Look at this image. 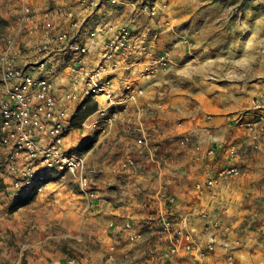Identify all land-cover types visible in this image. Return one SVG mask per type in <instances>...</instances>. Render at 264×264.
<instances>
[{
    "label": "built area",
    "instance_id": "built-area-1",
    "mask_svg": "<svg viewBox=\"0 0 264 264\" xmlns=\"http://www.w3.org/2000/svg\"><path fill=\"white\" fill-rule=\"evenodd\" d=\"M20 1L15 26L0 34V166L9 177L4 190L15 201L41 194L50 175L69 176L77 184L84 214L89 216L98 209L89 183L90 150L80 147L88 143L86 136L90 132L108 134L116 121L124 118L131 122L136 116L138 124L128 128L133 142L119 149L118 170L124 176H132L141 170V162L146 159L152 164L160 160L158 148L152 145L151 128L141 124L142 118L151 113L140 103L145 93L139 84L151 82L177 66L169 51H159L144 40L147 33H161L157 20L167 13L168 3L167 0H74L84 13L101 5L131 8L134 19L128 24L108 25L99 30L88 28L86 19L74 20L63 6H55L53 16L73 20L70 29L58 31L53 39L37 45L34 59L18 63L15 57L20 49L15 47L24 30L30 33L28 26L35 16L31 5ZM51 20L46 14L37 28L46 33L53 31ZM164 24L171 29L167 22ZM54 46L66 54L59 62L45 56ZM60 69L66 72L65 78L59 76ZM89 101L96 105V111L79 128H74V116ZM252 124L260 125L262 132L264 112L254 117ZM152 129L157 130L154 125ZM259 139L252 136V150L261 147ZM188 142L193 143L191 151H199V138H184L180 144ZM229 155L235 156L237 152ZM240 174L238 167H224L215 176L195 183L194 189L202 193L216 181ZM147 211L141 218L109 223L107 227L114 230L106 243L102 242L104 249L122 252L121 257L128 259L130 254L124 249L139 246L140 257L131 264H207L217 254L227 264L233 263L228 228L218 227L206 210L179 202L161 185L151 196ZM65 264H84V258H69Z\"/></svg>",
    "mask_w": 264,
    "mask_h": 264
},
{
    "label": "crops",
    "instance_id": "crops-1",
    "mask_svg": "<svg viewBox=\"0 0 264 264\" xmlns=\"http://www.w3.org/2000/svg\"><path fill=\"white\" fill-rule=\"evenodd\" d=\"M24 2L31 5L35 16L28 26L30 33L24 30L18 46L15 47L20 49L15 57L18 63L34 59L36 57L34 48L37 45L48 38L53 39L58 31L70 29L73 20L53 16L55 6H63L71 12L74 20L86 19L88 28L98 30L108 25H126L134 19L129 7L113 8L101 5L90 13H84L82 7L74 0ZM21 3L22 1L8 3L0 9V34L13 29L16 8ZM167 3V13L157 20L161 33L157 35L147 33L144 40L159 51H169L177 66L151 82L139 84L145 93L140 103L151 113L142 118L141 124L151 128L154 147L167 148L169 151L175 143L168 144V132L172 129L176 131L178 127L188 124L186 127L190 126L195 131V137L201 140L199 151H192L188 156L190 159L183 154L184 161L192 163L191 171L196 175L195 180H203L204 176L210 178L221 168L235 166L242 171L239 181L245 182L244 193L253 191L252 188L258 183L254 182L264 177V129L260 132V125L252 124V119L264 112V0H225L223 4L213 0H179L176 11L173 10L174 4L171 0H167ZM46 14L52 17L54 26V30L48 33L37 28L45 21ZM165 22L171 29L167 28ZM45 56L59 62L66 54L54 46ZM58 74L63 78L66 76L62 69ZM133 118L136 119V116ZM134 119H131L132 123L124 118L116 121L108 133L110 136L108 141H113L120 149L131 144L133 138L128 128L138 124L137 119L136 122ZM175 119H182L183 122L176 125ZM153 125L157 130L153 131ZM253 135L259 137L261 141V147L257 152L250 147ZM91 151L88 152L89 155ZM232 151H236L237 155H229ZM99 156L96 154V157ZM197 157L198 160H195ZM159 159V162L154 164L149 161L150 159H146V162H141L146 169L132 176H122L128 177L129 183L141 190L143 187L139 186L138 180L143 178L144 173H148L149 179L164 177L162 167L167 162V157L163 154ZM90 161L92 158L88 156V165L92 170L89 183L91 187L93 184L98 186L95 178L100 176L103 169L92 165ZM159 179L153 185L155 189L162 185L160 182L163 183ZM92 189L96 195L95 204L98 210L86 216L83 210V197L79 193L82 200L81 213L85 216L81 223L84 225L98 216L102 217L99 221L105 230V239L102 242L106 243L107 236L114 230L107 225L111 222L119 224L121 220L115 215L104 217L109 209V202L100 195L99 189L96 190L95 186ZM248 204L247 212L251 215L257 205L250 202ZM132 206H135L134 201ZM132 211V214L128 215L131 219L141 218L148 213L146 210L139 217L137 210ZM257 217H259L257 222L264 219L260 218V213ZM235 222L236 218L227 219V224L232 225ZM10 224L11 221L0 219V264H21L22 257L27 261L26 264L64 262L63 258L53 259L52 254L44 250L37 252L36 257H32V252L27 249L29 245H21L19 241L12 243L7 234ZM231 236L229 234V242L234 239ZM39 243L40 241L37 245ZM35 250L38 251L39 247ZM124 250L130 254L128 259L121 257L122 252L114 251L110 255L105 254L99 264H131L140 257L139 246L133 249L127 246Z\"/></svg>",
    "mask_w": 264,
    "mask_h": 264
},
{
    "label": "rangeland",
    "instance_id": "rangeland-1",
    "mask_svg": "<svg viewBox=\"0 0 264 264\" xmlns=\"http://www.w3.org/2000/svg\"><path fill=\"white\" fill-rule=\"evenodd\" d=\"M19 1L0 0V9L8 3ZM171 1L174 4L173 10L176 11L179 0ZM213 1L218 4L225 3V0ZM93 106L94 104L90 101L86 103V109H91ZM182 122V119H175L174 124L181 125ZM186 125L188 124L178 127L176 131L172 129L168 132V144L175 143L171 151L167 148L156 147L159 148L158 155L164 154L167 157V162L162 167L164 177L158 178L164 184L161 182L159 184L164 185L179 201L206 210L218 227L228 228L227 238L229 234L232 235L231 238L234 237L232 243L228 241L233 253L232 264H264V219L257 222L258 213H260V218L264 217V177L255 181L254 184L258 183L252 188L253 191L248 193H244L245 182L239 181L242 171L235 178L216 181L210 189L197 193L194 185L204 179L195 180L196 175L191 171L192 163L185 162L183 159V154L187 158L191 155L193 143L188 142L181 145L180 141L184 138L190 140L195 137V131ZM108 135L94 130L86 136L89 150H92L89 155V158H92L90 163L103 169L100 176L95 178L100 188L95 184L92 188L95 186L96 190L99 189L100 195L109 202V209L104 217L115 215L120 220L130 219L128 215L132 214L133 209L137 210V215L140 217L147 210L155 191L153 185L158 179H149L147 178L148 173H144L143 178L138 180L139 186L143 187L141 190L131 185L128 177H123L124 175L122 176L118 170L119 145L108 141L110 137ZM103 136L105 138H102ZM96 154L100 156L96 157ZM187 158L185 160L190 159ZM1 162L2 150L0 148V164ZM143 169H146L145 165L141 167L142 171ZM8 184L9 177L0 166V219L11 221L8 226L9 230H7L10 241L12 243L19 241L21 245H29L27 249L32 252V257H36L37 252L44 250L51 253L53 259L63 258L62 264L74 257L78 260L84 258V264H99L105 254L112 253L104 249L102 244L105 239V230L99 222L102 217L98 216L84 225L81 223L85 216L82 215L80 209L82 200L79 196V188L69 176L50 175L41 194L21 197L18 203L7 196L4 189ZM133 201L135 206H132ZM248 202L257 205L256 210L251 214L252 217H249L251 215L247 212ZM232 218H236V222L232 225L227 224V219ZM36 247H39L38 251L35 250ZM26 263L27 261L22 257L21 264ZM207 264L227 263L221 254H217V257L210 258Z\"/></svg>",
    "mask_w": 264,
    "mask_h": 264
},
{
    "label": "trees",
    "instance_id": "trees-1",
    "mask_svg": "<svg viewBox=\"0 0 264 264\" xmlns=\"http://www.w3.org/2000/svg\"><path fill=\"white\" fill-rule=\"evenodd\" d=\"M81 111H82V112H81ZM95 111H96V105H95V104H94V106H93L91 109H86V107H85L84 110L78 109L76 115H75L74 118H73L72 126H73L74 128H79V127H80V124H81L82 122H84V120L87 119V117H89V116H90L91 114H93ZM80 113H81L82 115H80ZM80 148H82L83 150H88V149H89V146H88L87 143H86V144H84V145H83L82 147H80ZM19 199H21V198L16 199L14 202L18 203V202L20 201Z\"/></svg>",
    "mask_w": 264,
    "mask_h": 264
}]
</instances>
